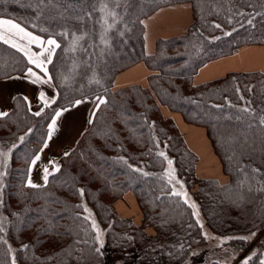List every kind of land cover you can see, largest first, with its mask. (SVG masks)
Masks as SVG:
<instances>
[{
  "label": "trees",
  "instance_id": "trees-1",
  "mask_svg": "<svg viewBox=\"0 0 264 264\" xmlns=\"http://www.w3.org/2000/svg\"><path fill=\"white\" fill-rule=\"evenodd\" d=\"M176 3L191 6L193 22L187 33L158 40L154 54L145 55L142 19ZM111 12L115 15L107 20ZM0 17L61 45L47 67L55 103L37 117L32 115L37 108L29 111L16 96L9 116L0 118V147H11L2 171L6 175L0 177L1 210L7 218L0 232V240L7 241L0 243V264H11L13 257L16 264H104L103 255L93 251L95 234L84 219L85 205L104 226L111 264H156L157 255L164 264H181L191 248L203 243L192 210L170 195L162 172L165 158L159 153L173 160L190 187L195 156L159 106L205 130L229 177L226 186L202 181L209 186L193 193L201 212L208 210L209 221L219 225L215 229H240L239 236L263 229L264 175L252 170L264 173V74H230L201 86H193L191 77L212 59L243 45L264 44V0H0ZM248 19H253L251 25ZM81 35L85 38L73 45ZM137 62L155 72L148 77L149 88L112 92L115 76ZM29 67L20 52L0 41V79L20 76ZM99 95L107 103L94 111L93 123L70 155L60 159V171L49 177L47 187H26L30 162L44 145L53 114L75 100ZM79 189H84L83 197ZM129 192L143 211V222H152L158 234L167 235L166 250L157 249V238L120 219L111 208ZM245 243L230 239L226 245L236 252Z\"/></svg>",
  "mask_w": 264,
  "mask_h": 264
},
{
  "label": "crops",
  "instance_id": "crops-1",
  "mask_svg": "<svg viewBox=\"0 0 264 264\" xmlns=\"http://www.w3.org/2000/svg\"><path fill=\"white\" fill-rule=\"evenodd\" d=\"M0 19L9 20L5 18ZM191 22V6L189 3L173 4L156 9L143 20V51L145 55L151 56L154 54L156 42L158 40H167L185 35L191 25ZM7 28V25L0 26V32H4L5 38L10 37V34L5 31ZM11 38L15 39L16 42L21 45L26 44V41L19 40L18 37ZM47 39H44L45 42ZM7 46L11 47L10 45ZM30 47L33 52H40L42 50L36 45H31ZM20 53L27 59L23 52ZM45 56H47V53ZM53 56L54 54L52 55V58ZM48 65L49 64H46V67H48ZM30 66L39 75L43 76V73L40 72L39 69L35 68L34 65L30 64ZM25 73L26 71L20 76H11L0 79V111L9 112L13 101L12 97L16 96L27 97V102H25L27 103L28 108V102H30L31 109L37 108L38 110L44 107L43 102L38 99L41 91L45 93L46 98L49 100L53 98L56 99L57 94L52 84L33 85L30 83V78L25 76ZM154 73L155 72L150 71L143 62H137L119 72L115 76L111 89L116 91L128 87L149 88L148 77ZM248 73L264 74V45H243L230 55L218 57L204 63L192 75L191 84L193 86H201L224 79L230 74ZM15 77L20 78L14 79ZM46 78L47 77H45V79ZM81 101L84 102H82L79 106H73V104H71L70 106L65 107L69 109V111H62L65 108L57 110L62 111V115L60 117L55 116L57 111L54 113L49 125L53 119H56L55 130L52 133L51 139H49L48 126L45 140L48 147H42L41 149L43 150L41 151L40 149L35 155L40 156V160L35 166H33L30 162L29 169H31V172L28 170L27 179L30 177L34 183L43 184V168L47 167L50 172H53V164H50L49 161H53L55 162V165L59 166L60 159L65 156L64 153H70L83 133L88 129V120L93 112V108L95 107V101L89 99H81ZM159 108L163 117L171 118L173 120L174 124L183 135L188 147L193 150L197 156H199V142L201 139L197 135L199 134L202 136L209 145L205 130L202 127L186 124L180 114L170 112L167 107L160 106ZM193 130L201 132V134L198 133L196 135L195 133H192ZM188 133L190 134L189 138ZM189 140H191L192 143H190ZM33 159H35V157Z\"/></svg>",
  "mask_w": 264,
  "mask_h": 264
},
{
  "label": "rangeland",
  "instance_id": "rangeland-1",
  "mask_svg": "<svg viewBox=\"0 0 264 264\" xmlns=\"http://www.w3.org/2000/svg\"><path fill=\"white\" fill-rule=\"evenodd\" d=\"M176 4H179V3H176ZM170 5H173V4H170ZM162 7H164V6H162ZM112 14H113L112 12L109 13L108 16L106 17V19L107 20L112 19L114 17ZM191 16H192V14H191ZM0 18H3V17H0ZM5 19H7V18H5ZM144 19L145 18L142 19V24H143ZM192 22H193V18H192ZM250 45L257 46V45H264V44H257L256 43V44H250ZM112 83H113V81H112ZM111 86H112V84H111ZM110 90L112 92H114L111 89V87H110ZM97 97L104 98L103 95H99V96H95V97L92 96V97L82 98V99H89V100L95 101V105H94L95 107L93 108V112L97 109L96 108V105L98 103V101L96 100ZM78 100H81V99H78ZM36 111H40V110L36 109ZM163 118H165V117H163ZM165 119H171V118H165ZM176 128H177V126H176ZM177 130H178V128H177ZM47 131H48V127H47ZM178 132L180 133L179 130H178ZM180 135L183 139L185 147L195 156V162L193 164V173H194L193 180H191V179L188 180L191 187L187 183H185L182 175L178 174L177 169L175 168L174 164L172 165V170H174L175 179L172 180L171 184L168 183L169 177H168L167 173H169L170 169H169V166L167 163V159H171V158H169L167 156H166L167 159H165V162H164V165L162 168L163 177L165 178V180L167 181V183L171 189L170 195L175 196L177 199H180L183 203H185L192 210L195 220L197 221V219H198L200 221V224L203 225V228L200 227V231H201L202 237L204 239L203 243H200L191 249L189 248L190 250L185 255V258L183 259V261H181V264H238V263H242L243 259L246 258L248 255H250L253 251H257L258 253H264V226H263V229L256 231L257 232L256 237H254L250 242L245 243L246 245H245V247L242 248V250L235 252L233 249H231L226 244H228V240H230L229 239L230 237L239 236L243 232L241 233L240 229H236L234 227L233 228L236 229L235 232H234V230L232 231L231 229H228V231H226L225 233L221 232L220 230L215 229V227L217 228V226H219V225H216L215 223L213 225L209 221L208 210L205 211L203 209V211H202L203 213L201 212V208L198 205L197 200H195L193 193L197 192V190H199V188L202 186L203 187L209 186V183H202V181L214 180L217 182V184L219 186H226L229 184V177H228V175H226L222 171L221 163H220L217 155L214 153L209 140H208L209 150L211 151V154L215 160L214 166H211V167L214 169L208 168V166H206V164H204L202 162V160H201L202 158L200 157V155L197 156L193 152V150H191L188 147L185 139L183 138V135L181 133H180ZM10 149H11V147H9V148L0 147V152L9 153ZM4 168H5L4 158L0 157V170H1V172L4 170ZM26 180H27V177H26ZM177 181H179V183H177ZM1 184H2V181H0V194H1ZM174 192H180L181 195H179V196L174 195L173 194ZM185 201H187V203ZM118 202L121 204V207H118V205H117ZM192 204H195L196 207L195 208L191 207ZM85 208H87V210H88V211H85V214L87 217H89L90 222L92 220H95L97 226L104 232V241L106 242L104 226L101 224L100 221H98V219L94 216L93 212L91 211V209L87 205H85ZM85 208H84V210H85ZM111 208L115 211V213L118 215V217L120 219L130 220L132 223L135 224V226L137 228H140V226H141V228L143 227L144 232L147 234V236L157 238V245H156L157 249L166 250L167 247H165V245H167V246L170 245V243H168L167 235H165L163 233L158 234L157 230L154 229L152 222L148 223L147 220H145V222H143V220H144L143 219V217H144L143 211L139 207V205L136 203V200H135L132 193H130V192L126 193L122 199H118L115 202H113L111 204ZM120 208H124V210L122 209L124 213L122 211H120L121 210ZM200 224H199V226H200ZM6 225H7V218L5 217V215L3 214L2 210H1V195H0V227H3V229L5 231ZM160 225L165 229H167V227H168V224H166V223H161ZM94 234H95V232H94ZM250 234H251V232L245 234L244 236H247ZM96 246H98V245H96ZM11 252L13 253L14 250L11 249ZM102 252H103V258H104V264H111L110 262H108V260L106 258L107 253L105 251V246L102 249ZM192 253H196V255H192ZM156 257H159L158 258L159 260H155L156 264H164V263H162V259H163L162 256L160 257V255L159 256L157 255ZM259 258H264V256H261ZM168 263L169 262H167L165 264H168Z\"/></svg>",
  "mask_w": 264,
  "mask_h": 264
},
{
  "label": "snow or ice",
  "instance_id": "snow-or-ice-1",
  "mask_svg": "<svg viewBox=\"0 0 264 264\" xmlns=\"http://www.w3.org/2000/svg\"><path fill=\"white\" fill-rule=\"evenodd\" d=\"M49 2H51V0H49ZM42 3H44V0H38V4H42ZM112 15H115V14L113 13ZM241 15H243V13H241ZM257 15H260V13H257ZM253 19H254V17H253ZM253 19H248L247 23L251 25L253 23ZM105 23H107L106 20H105ZM4 25L8 26V28L5 31L10 34V37L5 38L4 32H0V41H2L4 44L10 45L12 48L17 49L20 52H23L24 55L27 57L28 63L31 65H34L35 68L39 69L40 72L43 73V76H41L36 71H34L33 68L29 67L26 70L25 76L27 78H30V83H32L33 85L51 84L52 77L48 73V69L46 67V64H51L53 62L52 55L55 53L56 49L61 47V45L57 42V40L55 38L50 37L45 42V40L42 39L40 36L34 35L32 32L27 31L20 24L14 23L11 20L0 19V26H4ZM214 26L216 28L220 27L219 24H216ZM108 27L112 28V27H114V25H108ZM44 31H47V29H44ZM57 35H65V33H57ZM226 35H230V33H226ZM11 37H18L19 40L26 41V44L21 45V44L17 43L16 40L11 38ZM84 38L85 37L83 35L76 36L75 40L73 41V45H75L76 42L83 40ZM101 40H102V42L107 44V41L104 39L103 36L101 37ZM31 45H36L38 48H40L42 50L40 52H33L31 50V47H30ZM46 53H47V56H45ZM45 77H47V78L45 79ZM19 78L20 77H15L14 79H19ZM95 82L100 83L99 80H97ZM237 92H239V89H237ZM12 99L14 101H16L18 98L12 97ZM22 99L27 102V97H22ZM38 99L43 102L44 107H42L40 109V111H36V112L32 113V115L37 116V117L42 115V113L44 112V108L49 107L51 104L55 103V99L53 98V99L49 100L48 98H46L45 93L43 91H41L39 93ZM240 99H243V96H240ZM96 100L98 101V103L96 105L97 110H99L101 105H105L107 103V101L102 97H97ZM82 102H84V101L75 100L73 102V106H79ZM28 104H29V111H31L30 102H28ZM228 106L231 107V104L229 103ZM213 107H221V106L214 105ZM62 111H69V109L65 108ZM62 111H57L55 113V116L60 117L62 115ZM241 111L247 112V111H249V109L244 108V109H241ZM95 114L96 113L93 112L92 115L89 117V120H88L89 124L93 123L92 117H94ZM7 116H9L8 111H0V118L7 117ZM238 119H239V117H238ZM260 123H261V125H264V118H261ZM55 127H56V119H53L51 124L49 125V132H48V138L49 139H51L52 133L55 130ZM30 131L31 130H29V132ZM24 139H25L24 136L19 137V140L21 142H23ZM12 147L15 148L16 145H12ZM43 147L44 148L48 147L47 142L44 143ZM42 150L43 149H41V151ZM64 155L68 156V155H70V153L65 152ZM159 155L164 157L165 159H167V157L165 156V153L160 152ZM8 156H9V153L0 152V157L4 158L5 167L7 166ZM39 160H40V156L37 155V156H35V159H33L31 161V164L33 166H35ZM49 163L53 164L54 171L50 172L47 167L43 168V175H42L43 184H36L29 177L27 179V182H26V187L33 188V189H39L41 187H47V185L49 183V177L54 175L55 172L60 171V167L58 165H55V162L49 161ZM167 163H168V166L170 169L169 173H167V175L169 177L168 183L171 184L172 180L175 179L174 170H172L173 161L171 159H167ZM134 171H141V170L140 169H134ZM252 171L254 173L264 175V173L260 172V169H253ZM29 172H31V169H29ZM4 175H6L5 172H0V177H3ZM144 175H148V174L144 173ZM244 182H246V180L243 181L242 183H244ZM177 183H179V181H177ZM78 191H79L80 196L83 197L84 189H79ZM260 191H264V187H262L260 189ZM173 194L177 195V196L181 195L180 192H174ZM185 202L187 203V201H185ZM191 207L195 208L196 206H195V204H192ZM85 211H88L87 208H85ZM262 215H264V214H262ZM84 219L88 220L89 217H84ZM197 223L200 224V221L198 219H197ZM200 227L203 228V225L200 224ZM254 227H256V225H254ZM91 229L95 232V236L93 238L94 243L96 245H98L93 249L94 254L97 256H102L103 255L102 249L105 246L104 232L97 226L95 220L91 221ZM3 231H4L3 227H0V232H3ZM256 235H257V232L252 231L250 235L230 237L229 239H239L243 242H250L254 237H256ZM128 239H131V237H128ZM0 243L7 244V241L6 240H0ZM23 247L26 249L28 247V245H24ZM181 248H183V245H181ZM8 250H9V252H11L10 247ZM192 255H196V253H192ZM261 256H264V253H258L257 251H253L250 255H248L246 258L243 259L242 264H250V262L254 258H259ZM11 264H16L15 257L12 258ZM259 264H264V258H259Z\"/></svg>",
  "mask_w": 264,
  "mask_h": 264
},
{
  "label": "bare ground",
  "instance_id": "bare-ground-1",
  "mask_svg": "<svg viewBox=\"0 0 264 264\" xmlns=\"http://www.w3.org/2000/svg\"><path fill=\"white\" fill-rule=\"evenodd\" d=\"M181 126V125H180ZM183 129V128H182ZM192 133H195L196 135L198 134V133H200L201 134V132H198V131H194L193 130V132ZM189 133H188V138H189ZM197 136H199L200 137V152H199V154H200V157L202 158L201 160H202V162L204 163V164H206V166H208V168H211V169H214V168H212L211 166H214V158H213V156H212V154H211V151L209 150V146H208V144L206 143V141H205V139L202 137V136H200L199 134L197 135ZM189 142L190 143H192V141L191 140H189ZM117 205H118V207H121V204L118 202L117 203ZM121 210L120 211H122L123 212V210H124V208H120ZM123 209V210H122ZM124 213V212H123Z\"/></svg>",
  "mask_w": 264,
  "mask_h": 264
}]
</instances>
